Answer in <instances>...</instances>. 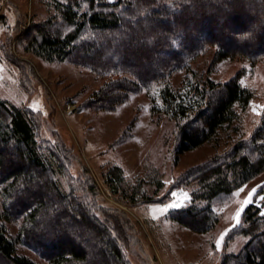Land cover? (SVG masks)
<instances>
[{"label": "trees", "instance_id": "obj_1", "mask_svg": "<svg viewBox=\"0 0 264 264\" xmlns=\"http://www.w3.org/2000/svg\"><path fill=\"white\" fill-rule=\"evenodd\" d=\"M45 1L52 15L37 26L26 48L45 60L62 61L72 59L77 51L89 54L103 45L117 61L107 63L96 54L92 67L115 77L96 92L99 107L112 109L130 93L158 84L162 106L150 110L174 121L164 135L174 160L205 143L225 141L223 151L179 175L194 189L188 205L171 214L174 221L194 231L212 229L218 217L211 203L264 171V114L250 138L243 136L241 127V112L253 92L240 83L239 73L223 82L209 77L223 59H246L253 66L264 57V0ZM63 25L69 27L67 32ZM230 29L236 36L227 33ZM208 52L212 61L207 72H197L192 63ZM176 70L186 73L177 89L170 83ZM67 152L63 143L42 147L29 112L0 98V264H39L19 253L17 243L32 248L48 264H129L117 243L121 231L112 235L114 221L108 217L100 224L90 217L69 183ZM149 173L148 181L159 187V172ZM107 178L117 192L123 183L121 168H109ZM65 215L94 234L98 247L83 251L61 220ZM16 218L20 225L12 235L7 224ZM232 233L245 241L221 264H264L262 202L246 205L241 224Z\"/></svg>", "mask_w": 264, "mask_h": 264}, {"label": "rangeland", "instance_id": "obj_2", "mask_svg": "<svg viewBox=\"0 0 264 264\" xmlns=\"http://www.w3.org/2000/svg\"><path fill=\"white\" fill-rule=\"evenodd\" d=\"M51 15L45 0H0V98L29 112L36 121L37 141L42 147L63 143L68 149L69 183L89 216L100 224L108 222V217L114 221L112 235L122 232L117 243L129 264H221L225 256L239 252L245 238L232 233L241 224V216L237 223L234 215L245 198L249 203L264 204V171L211 203L218 217L212 229L197 232L174 221L172 212L188 205L194 189L193 184L181 182L179 175L223 151L227 144L224 140L215 145L205 143L174 160L164 137L174 121L150 110L162 106L158 84L130 93L112 109L99 107L101 99L96 92L115 77L92 67L96 54L107 63L117 60L103 45L89 54L77 51L73 60L49 61L33 54L26 48L28 39ZM62 28L69 30L66 25ZM227 33L236 36L235 30ZM152 60L149 66L153 68L155 57ZM211 61L212 52H208L195 59L192 67L204 74ZM236 73L240 83L253 92L241 112L243 136L250 138L264 114V57L253 66L246 59H223L212 67L209 77L223 82ZM185 76L184 70H176L170 77L171 85L177 89ZM112 166L120 167L123 174L117 192L107 178ZM154 169L160 174L159 187L148 181ZM1 201L0 194V209ZM61 220L83 251L89 253L91 245L98 247L94 234L73 224L66 215ZM19 225L20 218L10 221L9 233L15 235ZM17 250L39 264H48L22 243H17Z\"/></svg>", "mask_w": 264, "mask_h": 264}, {"label": "snow or ice", "instance_id": "obj_3", "mask_svg": "<svg viewBox=\"0 0 264 264\" xmlns=\"http://www.w3.org/2000/svg\"><path fill=\"white\" fill-rule=\"evenodd\" d=\"M254 191V190H253ZM252 192H249L248 193V197H251L252 196ZM249 203V199L248 198H245L244 199V201H243V203L240 205V207L236 210V212H235V215H234V219L237 221V223L239 222V218H240V216H241V213H242V210H243V208H244V205H246V204H248ZM225 231H227V230H225ZM223 236V233H221V237ZM216 243H217V245H220V243H221V240L220 239H218L217 241H216Z\"/></svg>", "mask_w": 264, "mask_h": 264}]
</instances>
